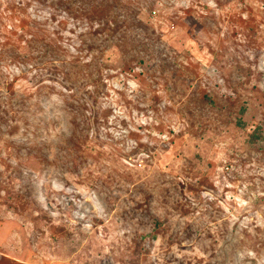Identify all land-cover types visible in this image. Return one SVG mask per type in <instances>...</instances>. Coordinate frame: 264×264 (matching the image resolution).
<instances>
[{
  "label": "rangeland",
  "instance_id": "374dc122",
  "mask_svg": "<svg viewBox=\"0 0 264 264\" xmlns=\"http://www.w3.org/2000/svg\"><path fill=\"white\" fill-rule=\"evenodd\" d=\"M0 234L30 262L264 264V0H0Z\"/></svg>",
  "mask_w": 264,
  "mask_h": 264
},
{
  "label": "crops",
  "instance_id": "0c3cea01",
  "mask_svg": "<svg viewBox=\"0 0 264 264\" xmlns=\"http://www.w3.org/2000/svg\"><path fill=\"white\" fill-rule=\"evenodd\" d=\"M5 237V238H4ZM7 237L6 235H2L0 234V242L6 241ZM8 245H2L0 246V251H6L5 247H7ZM0 264H53V262H46L45 260H41L39 262L31 261L30 259L29 261L25 258H12L11 256L5 254H0Z\"/></svg>",
  "mask_w": 264,
  "mask_h": 264
}]
</instances>
